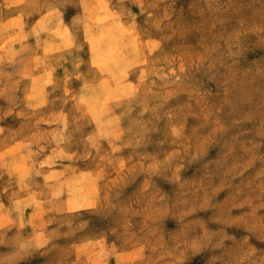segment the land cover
I'll return each mask as SVG.
<instances>
[{
	"label": "clouds",
	"instance_id": "1",
	"mask_svg": "<svg viewBox=\"0 0 264 264\" xmlns=\"http://www.w3.org/2000/svg\"><path fill=\"white\" fill-rule=\"evenodd\" d=\"M0 264H264V0H0Z\"/></svg>",
	"mask_w": 264,
	"mask_h": 264
}]
</instances>
